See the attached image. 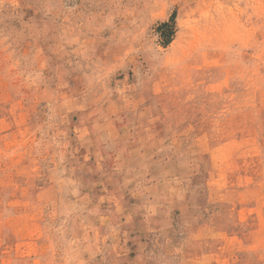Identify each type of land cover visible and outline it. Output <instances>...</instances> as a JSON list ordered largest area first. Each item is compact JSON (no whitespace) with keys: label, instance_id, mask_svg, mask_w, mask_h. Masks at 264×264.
I'll return each instance as SVG.
<instances>
[{"label":"rangeland","instance_id":"374dc122","mask_svg":"<svg viewBox=\"0 0 264 264\" xmlns=\"http://www.w3.org/2000/svg\"><path fill=\"white\" fill-rule=\"evenodd\" d=\"M0 264H264V0H0Z\"/></svg>","mask_w":264,"mask_h":264},{"label":"trees","instance_id":"16d2710c","mask_svg":"<svg viewBox=\"0 0 264 264\" xmlns=\"http://www.w3.org/2000/svg\"><path fill=\"white\" fill-rule=\"evenodd\" d=\"M156 33L163 47L169 45L175 34V14H172L166 22L159 24Z\"/></svg>","mask_w":264,"mask_h":264}]
</instances>
